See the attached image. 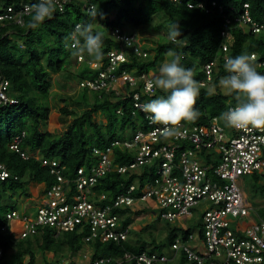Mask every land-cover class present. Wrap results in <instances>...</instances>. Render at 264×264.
<instances>
[{
    "label": "trees",
    "instance_id": "obj_1",
    "mask_svg": "<svg viewBox=\"0 0 264 264\" xmlns=\"http://www.w3.org/2000/svg\"><path fill=\"white\" fill-rule=\"evenodd\" d=\"M29 1L32 2L0 0V12L8 6L19 9L21 3ZM245 5L249 8H245ZM91 6L97 9L96 17L90 15ZM246 12L254 23L264 27V0H72L62 11L56 8L53 16L46 18L37 28L26 27L30 16L26 18L23 27L0 25V76L8 82L9 98L17 102L0 105V165L10 173L7 179L0 181V249L3 250L0 264H37L35 247L43 255L52 252L59 256L64 250L75 254L83 246L82 235L65 233L56 237V232L52 229L21 239L23 224L6 218L8 212L17 210L7 200L13 199V194L18 192L21 198L27 199L30 198L29 184L45 183L50 188L56 182L49 168L42 166L41 160H37L34 155L25 160L21 153L10 149L17 136L21 137L23 132L26 133L20 142L22 152H38L43 159L61 162V166L65 167L64 174L69 177L79 168L92 164L95 148L106 149L117 140H130L139 126L147 124L144 113L134 107L132 95L137 91L126 81L120 79L111 86L110 91L81 87L86 81H99L100 73L111 64L107 54L122 49V42H118L112 32L118 29L121 33L135 35L138 45L147 55L144 58L133 49H126L128 61L115 70L117 75H122L125 71L139 78L142 74L150 75L152 71H156V78L165 62L166 53L173 50L182 55V66L193 69L194 79L201 82L207 77L204 66L215 62L213 81L209 86L201 87L195 105L200 116L195 122H190L192 125H203L214 117L220 118L229 105L237 103L234 95H226L218 86L219 79L228 75L224 69L225 57L247 53L259 56V61L264 60V32L254 33L252 23L242 20L235 22L237 18L245 16ZM87 23L93 24V34L103 33V58L100 60L103 67L93 69L90 61L95 60L84 53L86 60L81 63L80 73H75V80L82 91L80 97L63 94L55 96L62 105L58 111L59 122L68 123L67 119H71V123L58 136L49 131L43 132L41 128L52 114L49 105L51 74L63 78L71 72L70 59L75 58L77 61L79 56L73 55L75 50L71 47V36L77 24ZM173 24H178L180 29V36L175 42L168 39L169 32H162L163 36L159 35L156 40L140 37L135 32L145 28L169 29ZM223 32L231 34V41L223 37ZM223 45L227 46V51L223 50ZM256 69L260 74L264 73V68ZM213 84L217 85V90L214 95L209 96L207 88ZM66 86L64 83L60 88ZM119 86L124 87L125 91L122 92ZM165 95L157 89L153 97L146 96L144 99L150 101ZM120 109L122 113L118 114ZM97 113H101L105 124L95 122ZM117 124H121V133L116 129ZM127 130H131V134H127ZM116 153V162L119 164L130 162L131 159L118 148ZM251 176L255 180L257 196L264 199V184L259 183L260 176ZM131 181L133 180H126L117 173H110L97 186V190L115 199ZM8 192L14 193L7 197ZM259 211L264 216V208ZM130 223L131 219L127 217L125 226ZM166 229L165 240L160 242L154 239L153 243H148L140 239L137 243H92V260L122 256L126 251L136 254H165L172 258L173 244L178 238L186 242L193 233V227L181 229L167 223ZM43 259V264H57L59 261L49 262L45 256ZM176 264L189 262L183 255Z\"/></svg>",
    "mask_w": 264,
    "mask_h": 264
},
{
    "label": "built area",
    "instance_id": "obj_2",
    "mask_svg": "<svg viewBox=\"0 0 264 264\" xmlns=\"http://www.w3.org/2000/svg\"><path fill=\"white\" fill-rule=\"evenodd\" d=\"M71 1L57 0L56 8L62 11ZM36 3L39 0L21 3L19 9L6 7L0 12V25L23 27L31 15L29 9ZM245 8H249L248 5ZM241 20L252 23L254 33L264 32L263 25L254 23L248 12L235 22ZM112 35L122 42V49L107 54L111 64L100 73L99 81H86L81 87L110 91L111 86L122 79L136 89L132 95L134 107L144 113L141 105L149 102L144 97H153L157 91L151 86L155 78L148 74L138 78L125 71L117 75L115 70L128 61L126 49H133L144 58L147 55L135 35L121 33L118 29ZM222 35L231 41L229 32ZM223 50L227 51L226 45ZM255 57V67L264 68V60ZM85 60L84 53L77 58L80 63ZM215 65L211 62L204 66L207 77L200 82L202 87L212 83ZM90 66L100 69L103 63L90 61ZM8 87V82L0 76V105L15 103L7 94ZM235 106L229 105L228 109ZM121 113V109L118 110V114ZM144 115L147 124L139 126L132 139L117 140L106 149L95 148L94 162L79 168L73 178L64 174L65 167L59 162L44 161L57 181L46 190L37 213L21 215L12 211L7 214L9 221L23 224L20 238L34 236L46 228L53 229L57 235L77 233L82 235L84 243L79 257L86 264H169L183 255L189 264H264V216L259 213L264 205L257 208L249 203L244 179L248 175H259V183L264 184V129L251 126L236 129L214 117L203 125L182 122L179 137L164 138L161 134L164 126L154 124L149 114ZM21 139L17 137L11 149L19 151ZM116 148L131 159L129 163L116 162ZM110 173L133 180L115 199L97 190ZM8 175L2 170L0 180ZM149 210L157 220L181 229L190 228L187 221L198 218L189 239L184 242L178 238L173 244L172 258L165 254L126 251L122 256L92 260L93 250L89 247L92 243L128 241L131 230L125 226L123 211ZM2 256L0 250V261ZM59 264H69V261Z\"/></svg>",
    "mask_w": 264,
    "mask_h": 264
},
{
    "label": "clouds",
    "instance_id": "obj_3",
    "mask_svg": "<svg viewBox=\"0 0 264 264\" xmlns=\"http://www.w3.org/2000/svg\"><path fill=\"white\" fill-rule=\"evenodd\" d=\"M56 3L57 0H39V3L33 4L29 9L31 15L26 24V27L37 28L40 24L45 21L46 18H51L53 16V13L56 11ZM189 7H191V5H189ZM97 14V9L95 8V6H93L90 9V15L96 17ZM179 36V25H170L168 39L175 42ZM81 38L83 39V43H81ZM71 39L73 41L71 47L75 50L73 52V55H81L82 53L86 52L87 55L93 58L95 61L98 62L102 60L103 33L96 32L95 34H93L92 23L77 24L75 26V31L72 34ZM166 55L168 57H171V59L169 61H166L160 67L159 76L155 78L154 75H152L155 79L151 85L152 87L161 90L166 95L151 99L149 102L144 103L143 105H141V110L144 113L149 114V119L154 124L163 125L164 127L161 133L162 136L164 138H170L179 137L181 135L182 122H195L199 118L200 112L198 109H196L195 105L197 103V98L200 95L202 85L199 81L194 79L195 73L193 69L182 66V55L176 53L173 50H169ZM255 59V55H249L247 53H241L236 55L235 57H225L224 69L228 73V75L223 76L219 79L218 86L219 88L225 91L226 95H234L235 100L237 102L235 107H230L226 112L221 113L220 116V119L225 121L226 125L229 127H233L236 129H246L251 126L253 128L264 129V75H261L257 71L254 64ZM216 90L217 85L213 84L212 86L207 88V94L209 96L214 95L216 93ZM16 103L17 102L15 101V103L13 104ZM20 138H22V135ZM17 152L21 153L25 160H28L34 155L37 160L42 161L43 167H48L49 170H51L49 165L45 166L43 164L44 161L48 160L41 158L38 152H36L35 154H28L26 152H22L20 144L19 151ZM48 162L51 163L59 161ZM59 163L62 164L61 162ZM0 166L2 167V170L7 171L3 165ZM2 170H0V172ZM8 174L9 177L10 173L8 172ZM73 176L74 174L72 176L67 177L73 178ZM43 184L45 185L44 193L42 196L44 198L45 192L48 188L45 183ZM41 201L42 200H34V203L37 202V207L35 210L30 211L29 213H20L18 210L14 211L19 212V214L21 215H35L41 205ZM258 202L260 206L264 205V201ZM130 214V211H125L124 215L126 216V219L127 217L130 218L128 216ZM42 231H40L39 233H41ZM63 234H56V237H60ZM89 247L91 248V245ZM83 249L84 243L82 248L78 250L75 254L68 252L69 254H66V257L60 258L57 264L63 261H69V264H86L83 261L79 262V253ZM0 250L3 252L2 249ZM64 259H66L67 261ZM170 263L172 264L173 262Z\"/></svg>",
    "mask_w": 264,
    "mask_h": 264
},
{
    "label": "rangeland",
    "instance_id": "obj_4",
    "mask_svg": "<svg viewBox=\"0 0 264 264\" xmlns=\"http://www.w3.org/2000/svg\"><path fill=\"white\" fill-rule=\"evenodd\" d=\"M169 32V29L166 28L164 29V27H158L157 30L155 29H151V30H146V28L144 30H140V31H135L138 36L140 37H144V38H150V39H154L156 40V38L161 35L163 36L162 32ZM171 59V57L166 56L165 58V62L169 61ZM164 62V63H165ZM71 66V72L69 74H65L63 78H58V76L56 74H51L50 80L52 82V88H51V93H50V100H49V105L51 107L52 110V114L50 116L49 121L43 126V128H41L43 130V132H54L53 134L55 136H58L60 134H62L66 128L67 125L69 123H71V119H67L68 123H60L59 122V108L62 106L58 101L57 98L55 97L56 94H63L66 96H72V97H77V95L80 97V95L82 94V91L79 89L78 87V81L75 80V73H80L81 71V63L76 61L75 58L70 59V64ZM80 66V67H79ZM74 72V74H73ZM156 72V71H155ZM154 71H152L150 75H154L156 74ZM66 83V87L65 88H60V86H63V84ZM222 91L225 93V91L222 89ZM95 122H103L105 124V120H103V117L101 116V113H97L95 115ZM118 132L121 133V124H117V128ZM127 134H131V130H127L126 132ZM246 183H245V187H246V197L249 201V203H252L253 206L255 207H259L260 204L256 203V201H261L263 202L264 200L261 199V197L257 196V190L255 188V180L253 179L252 176L248 175L244 177ZM12 193L14 192H8L7 193V197H11ZM15 194H20V193H15ZM13 194V195H15ZM17 196V195H15ZM14 196V197H15ZM19 197V196H18ZM10 201V205H14L16 207V209L20 212V213H29L30 211H33L36 209V205L37 202H33V200H31V202L27 199H24V197L19 198L18 202L13 200V199H7ZM150 213V210L148 211ZM147 212V213H148ZM155 213V212H154ZM260 213V211H259ZM149 217H151L149 219V217H146L145 220H147L149 222L150 227L145 230V232H143V234H140L141 237L139 236V234L136 232V230L134 228H131V233L129 236L130 241H137V240H145L148 241V243L152 240L155 239V241H164L165 240V236H166V231H167V223L163 222V221H159L156 219V217L154 215L150 214H146ZM152 218L154 219V222L152 220ZM136 223L140 224L142 223V219H136ZM198 222V218L195 217L192 221H187V224L189 225V227H196ZM161 225V226H160ZM160 226V227H159ZM151 235V236H149ZM36 248L35 254L37 257V264H43L44 263V256L45 258L49 261V262H54L60 258L66 257L65 255L69 254L68 251L64 250L62 252H60L59 256H56L54 253L52 252H47L45 255H43L40 250ZM167 252H169V250H167ZM66 260V259H64ZM67 261V260H66ZM81 261V258H79V262Z\"/></svg>",
    "mask_w": 264,
    "mask_h": 264
},
{
    "label": "crops",
    "instance_id": "obj_5",
    "mask_svg": "<svg viewBox=\"0 0 264 264\" xmlns=\"http://www.w3.org/2000/svg\"><path fill=\"white\" fill-rule=\"evenodd\" d=\"M119 88H121L120 90H122V92L125 91L124 87H121L119 86ZM51 133H54V132H51ZM44 189H45V185L43 183H32L30 184L29 186V193H30V199H27L31 202V200H35V201H38V200H42V196H43V193H44ZM17 196L13 197V200L17 201L19 200V198H21V194H16ZM19 196V197H18ZM259 203V202H257ZM131 212V211H130ZM148 211H143V212H131L130 215H128L131 219V223L129 225V228L131 230V228H134L136 230V232L139 234V236L141 237L140 234H143V232H145L146 229H148L150 227L149 225V222L147 220H145L146 217H149L148 215L146 214H150L149 212L147 213ZM151 217H149L150 219ZM136 219H142V223L140 224H137L136 223ZM151 220V219H150ZM153 222H154V219L152 218ZM138 222V221H137ZM161 226V225H160ZM159 226V227H160ZM151 236V235H149ZM152 237V236H151ZM130 241V239L128 240V242ZM145 241V240H144ZM132 243H137V241H130ZM148 242V241H147ZM149 243H153L152 241H150ZM177 261H180V258L176 259L172 264H176Z\"/></svg>",
    "mask_w": 264,
    "mask_h": 264
}]
</instances>
